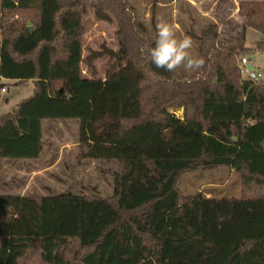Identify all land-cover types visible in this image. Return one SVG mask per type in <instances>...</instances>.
I'll use <instances>...</instances> for the list:
<instances>
[{
    "label": "trees",
    "instance_id": "16d2710c",
    "mask_svg": "<svg viewBox=\"0 0 264 264\" xmlns=\"http://www.w3.org/2000/svg\"><path fill=\"white\" fill-rule=\"evenodd\" d=\"M89 10L118 27L119 69L105 81L82 71ZM240 17L263 39L220 40L211 22L204 66L179 74L145 58L156 39L129 0H0V95L3 78L33 84L0 116V264H264V83L239 65L264 53V5ZM46 121L79 122L80 160L118 163L112 197L2 192L3 162L42 159ZM216 169L240 176L239 197L180 189Z\"/></svg>",
    "mask_w": 264,
    "mask_h": 264
},
{
    "label": "rangeland",
    "instance_id": "374dc122",
    "mask_svg": "<svg viewBox=\"0 0 264 264\" xmlns=\"http://www.w3.org/2000/svg\"><path fill=\"white\" fill-rule=\"evenodd\" d=\"M189 1L196 4V8L191 7ZM238 1L241 6L264 5V0ZM232 2L230 0H129L137 17L146 24L154 39L157 38L156 25L161 19L171 26L178 39L190 37L193 46L189 51L193 57H197L198 36L204 26L213 22L212 19L218 21L221 26L220 40L233 33L227 28L233 31L241 30L236 23L239 18L228 20L221 15L224 7ZM200 12L208 13L210 16L202 17ZM243 33L248 48L254 47L256 42L263 39V36L253 29H246ZM119 52L116 21L114 19L109 22L98 21L94 11L89 10L85 21L83 75L88 79L105 81L109 75L118 72V63L110 56ZM244 58L247 59L249 67L261 75V83H264V53ZM4 68L12 74H18V69L13 66L4 65ZM194 71L181 67L176 72L191 74ZM243 78L246 79L247 75ZM1 83L6 88V93L0 95V116L15 110L33 90L32 82L19 86L16 85V81L3 78ZM176 116L182 117V113L177 112ZM43 138L46 149L42 159L28 162H3V193L35 197L60 194L112 197L113 174L118 171V163L78 158L79 148L76 147L77 144L79 145L78 121L43 122ZM179 187L188 196L201 192L208 196L239 197L241 179L230 169L208 170L183 177Z\"/></svg>",
    "mask_w": 264,
    "mask_h": 264
},
{
    "label": "clouds",
    "instance_id": "9594fccd",
    "mask_svg": "<svg viewBox=\"0 0 264 264\" xmlns=\"http://www.w3.org/2000/svg\"><path fill=\"white\" fill-rule=\"evenodd\" d=\"M156 30L154 46L147 49L145 56L155 68L176 72L181 67L185 70H199L204 66V59L193 57L189 51L193 46L190 37L178 39L171 26L163 19L157 23ZM141 51L145 54L143 49Z\"/></svg>",
    "mask_w": 264,
    "mask_h": 264
},
{
    "label": "crops",
    "instance_id": "0c3cea01",
    "mask_svg": "<svg viewBox=\"0 0 264 264\" xmlns=\"http://www.w3.org/2000/svg\"><path fill=\"white\" fill-rule=\"evenodd\" d=\"M232 1H234V2H232ZM230 2H232V4H230V5H228V6H226V7H224V12L221 14V15H223V16H225L226 18H228V20H231L232 18H235V17H237V18H239V21L238 22H236L237 23V25H238V27L241 29V30H235V31H233V30H231L230 28H227L228 30H229V32H233V33H231V34H233V35H235V36H238V37H241L244 33H243V31H245L244 30V28H245V24H244V21L241 19V17H240V7H241V4H240V1H238V0H230ZM189 4L191 5V7H194V8H196V4H193V2L191 3L190 1H189ZM198 9V8H197ZM198 11H200L199 9H198ZM200 14H201V16L202 17H209L210 15L208 14V13H203V12H200ZM220 15V14H219ZM218 15V16H219ZM212 21L214 22V23H216V24H218V21H216L215 19H212ZM222 32V31H221ZM221 32H220V34H221ZM198 40V39H197ZM248 69L249 68H251V67H247ZM6 93V92H5ZM43 126V125H42ZM78 144L76 145V147L78 148ZM64 146H62V148H63ZM1 175H2V173H1ZM20 196H22V195H20Z\"/></svg>",
    "mask_w": 264,
    "mask_h": 264
},
{
    "label": "built area",
    "instance_id": "2783aa9c",
    "mask_svg": "<svg viewBox=\"0 0 264 264\" xmlns=\"http://www.w3.org/2000/svg\"><path fill=\"white\" fill-rule=\"evenodd\" d=\"M248 66L249 65H248L247 59L243 58L241 60V63H240V70H241L242 76L247 75V78L246 79H248L250 81H253L255 83H261V75L260 74H257L256 72H254L252 70V68L251 69L250 68L248 69L247 68ZM5 92H6V90L3 89L2 90V93H5Z\"/></svg>",
    "mask_w": 264,
    "mask_h": 264
},
{
    "label": "water",
    "instance_id": "95a60500",
    "mask_svg": "<svg viewBox=\"0 0 264 264\" xmlns=\"http://www.w3.org/2000/svg\"><path fill=\"white\" fill-rule=\"evenodd\" d=\"M251 69V68H250Z\"/></svg>",
    "mask_w": 264,
    "mask_h": 264
}]
</instances>
